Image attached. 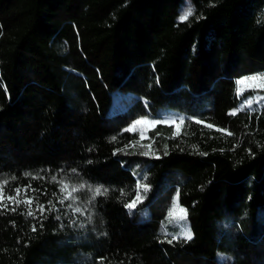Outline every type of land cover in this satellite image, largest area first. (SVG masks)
Here are the masks:
<instances>
[{"label":"trees","instance_id":"1","mask_svg":"<svg viewBox=\"0 0 264 264\" xmlns=\"http://www.w3.org/2000/svg\"><path fill=\"white\" fill-rule=\"evenodd\" d=\"M190 1L179 21L183 0H0V185L34 197L0 209V264H264V106L230 115L235 78L264 72V0ZM114 92L130 103L111 113ZM161 110L178 135L123 131ZM147 165L141 219L123 205ZM72 169L109 189L83 229L56 204ZM177 191L193 239L170 245Z\"/></svg>","mask_w":264,"mask_h":264},{"label":"snow or ice","instance_id":"2","mask_svg":"<svg viewBox=\"0 0 264 264\" xmlns=\"http://www.w3.org/2000/svg\"><path fill=\"white\" fill-rule=\"evenodd\" d=\"M193 9L191 7L187 8L186 11L183 12V14L179 17V21H187L189 17L193 15ZM261 80L264 81V73H259L252 76H245L241 78L240 80L236 81L237 84H243L245 81H257ZM157 83H159V78H157ZM258 87L264 88V83H261L258 85ZM252 100H248V104H252ZM230 115H236V110H233ZM197 124H204L205 122L202 120H198L193 118ZM185 117H179L177 118H165V119H149L147 116L140 117L135 119L131 122V124L125 128L123 131L134 133L137 130L138 125H160V124H170L174 125L176 128V134L178 135L180 132L181 125L184 124ZM208 128L214 127V125L208 124L206 125ZM223 131V130H222ZM231 135V133H229ZM113 140L115 137L112 138ZM144 139H147L144 132L141 131L140 133V141H143ZM136 143H139V141H134L132 146L134 147ZM129 147V145H125V148ZM149 149H151V145H148ZM117 152H123L124 149H117ZM115 154V153H114ZM142 156H149L150 151H145L139 153ZM167 154V152H165ZM153 158H159L158 156H154ZM27 175V174H25ZM133 175L139 176L137 172H133ZM68 178L74 183L72 184V187L70 190L67 191V194L64 195V199H57L56 204L65 206L63 208V211L65 215L71 214L70 218V224L74 227L78 228H86L87 224L92 222V212L91 209L94 207L95 201L98 197H106L109 193V189L104 188L103 186H93L91 183L88 182H78L79 177L77 176V170L72 169L69 173ZM52 181L56 182L58 185V191L61 194H64L66 192V189L68 186L64 183V180H57L56 176L51 177ZM143 180L147 179L146 175L142 176ZM30 187V186H29ZM150 190V185L147 183H142L141 179L138 178L137 182L134 186L135 195L134 198L130 199L127 203H124V207L129 210V215L134 214V210L137 209V206L141 203H143V200L146 198V195L148 191ZM33 192L35 189L32 190ZM14 195H5L3 186L0 185V209H8L9 211L15 212L16 208L21 204H26L31 206L34 202V197L28 196L24 200H19L18 197L20 196L21 189L19 187L15 188ZM24 192H28V187L24 189ZM77 194H81L82 198H78ZM121 196L124 195L123 191L121 190ZM55 195V193L53 194ZM179 191H177L176 196L174 197L171 207L168 211V216L172 217L174 215H177V209L179 212L178 215V222L173 224V227H178L179 231L176 234L172 233H165V235H171V239H167L168 244H173V241H180L184 240L191 241L193 239V234L190 231V227L187 225V209L184 207L179 206ZM9 204L12 205L11 208H9ZM47 207L48 212H55L59 213L61 211V208L56 207L52 204V201L49 200L46 205L38 204L37 205V211L41 213V215L44 214L45 209ZM29 216L35 217V214L29 210L28 212ZM77 217H82V219H78ZM56 219L59 221L61 219L60 215H56ZM41 229L43 228V222L41 221ZM61 227H63V224H61ZM33 232L36 231L35 224L32 225ZM164 241H161L163 243ZM102 264V261L100 262Z\"/></svg>","mask_w":264,"mask_h":264},{"label":"rangeland","instance_id":"3","mask_svg":"<svg viewBox=\"0 0 264 264\" xmlns=\"http://www.w3.org/2000/svg\"><path fill=\"white\" fill-rule=\"evenodd\" d=\"M189 7H191L193 9V5H192L191 1L190 0H183L181 7H180V16ZM259 73H264V72H259ZM259 73H255V74H251V75H247V76H252V75L259 74ZM240 79L241 78H239L238 80H240ZM261 83H264V81H261V80L245 81L243 84H237V96L239 97V104H238L237 108L235 109L236 112L239 110H249V111L260 110L264 106V88L258 87V85ZM248 100L253 101L251 105H249L247 103ZM129 103H130V97L128 95H126L122 92H114L113 103H112L110 112L116 113V112L123 111L124 109H126V107ZM148 118L149 119H165V118H169V119L177 118L178 119L179 116H177L171 112H168L166 110H161L158 115H156L154 117H148ZM165 125H170V124H165ZM156 126L147 125V124L138 125L136 131L139 132V134L141 133V131H143L145 136L148 139L151 135V131ZM173 127H174L175 132H176V128L174 125H173ZM181 128H182V125H181ZM181 128H180V130H181ZM145 140L146 139H144L143 141H145ZM148 167H149V165H147L143 169V171L139 174V176H136L137 179L138 178L141 179L142 183H145V180L142 179V176L146 175ZM147 195H148V193H147ZM147 195H146V197H147ZM178 204H179V201H178ZM138 206H137V208H138ZM179 206H180V204H179ZM136 210H138V209H136ZM136 210H134V211H136ZM138 212H139V216L141 219H147L150 216V212L148 209H139ZM178 215H179V212L177 209V215H174L172 217L168 216V221H171L173 223H177L178 222ZM187 225H188V221H187ZM178 231H179V229H178V227H176L175 231H173V233L172 232L171 233L176 234V233H178ZM218 259L221 261H225V260H228L229 258L227 257L226 254L218 253Z\"/></svg>","mask_w":264,"mask_h":264},{"label":"built area","instance_id":"4","mask_svg":"<svg viewBox=\"0 0 264 264\" xmlns=\"http://www.w3.org/2000/svg\"><path fill=\"white\" fill-rule=\"evenodd\" d=\"M239 78H235V83L236 81H238ZM236 87H237V83H236ZM238 97V96H237ZM238 100H239V97H238Z\"/></svg>","mask_w":264,"mask_h":264}]
</instances>
